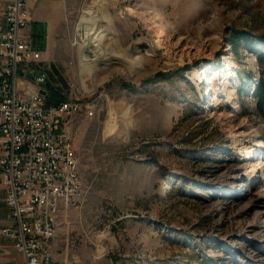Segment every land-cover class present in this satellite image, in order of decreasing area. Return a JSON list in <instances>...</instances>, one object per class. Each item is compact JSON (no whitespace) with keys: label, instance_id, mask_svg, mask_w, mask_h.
Instances as JSON below:
<instances>
[{"label":"rangeland","instance_id":"obj_1","mask_svg":"<svg viewBox=\"0 0 264 264\" xmlns=\"http://www.w3.org/2000/svg\"><path fill=\"white\" fill-rule=\"evenodd\" d=\"M70 3L52 83L55 98L73 103L60 131L77 152L84 194L60 204L54 258L264 264L259 66L249 47L231 43L234 30L248 31L264 53V0H103L113 22L103 20L102 33L141 64L100 63L95 79L79 63L77 23L89 3Z\"/></svg>","mask_w":264,"mask_h":264},{"label":"built area","instance_id":"obj_2","mask_svg":"<svg viewBox=\"0 0 264 264\" xmlns=\"http://www.w3.org/2000/svg\"><path fill=\"white\" fill-rule=\"evenodd\" d=\"M2 14L0 219L6 209L14 224L0 227V236L23 252V264H65L51 251L60 197H69L70 206L84 194L77 152L69 135L60 131L73 103L59 98L50 102L55 91L46 72L28 77L21 71V64L42 56L23 33L29 22L27 0H5Z\"/></svg>","mask_w":264,"mask_h":264},{"label":"crops","instance_id":"obj_3","mask_svg":"<svg viewBox=\"0 0 264 264\" xmlns=\"http://www.w3.org/2000/svg\"><path fill=\"white\" fill-rule=\"evenodd\" d=\"M70 0H27L28 26L23 31L34 46L42 52L41 59L30 64H21V71L30 77L44 71L48 74V86L53 88V59L66 43ZM5 0H0V21L4 24L3 10ZM4 216L0 219V227L11 226L13 221ZM24 254L16 248L14 242L0 236V264H23Z\"/></svg>","mask_w":264,"mask_h":264},{"label":"bare ground","instance_id":"obj_4","mask_svg":"<svg viewBox=\"0 0 264 264\" xmlns=\"http://www.w3.org/2000/svg\"><path fill=\"white\" fill-rule=\"evenodd\" d=\"M89 7L84 9L77 23V29H83L85 32L82 40V51L79 56V63L82 66V73L87 74L93 79L100 63H108L113 60H119L125 66L136 69L141 64L140 58H132L126 51L121 54L119 45H115L114 40L102 33L101 24L103 20L112 23V17L108 13L107 7L103 4V0H88ZM133 13V9H130ZM199 30L205 29L204 23H199ZM198 28V27H197ZM81 35V34H80ZM83 35V34H82ZM161 39V38H160ZM164 40H160L159 44H163ZM218 75L209 85L214 88L219 80ZM83 89L88 91L87 78H83ZM117 114L112 111L109 125L111 132L116 129ZM69 204V197H60V204Z\"/></svg>","mask_w":264,"mask_h":264},{"label":"trees","instance_id":"obj_5","mask_svg":"<svg viewBox=\"0 0 264 264\" xmlns=\"http://www.w3.org/2000/svg\"><path fill=\"white\" fill-rule=\"evenodd\" d=\"M261 39H264V36H262ZM231 43L235 49H237L239 45L244 44L256 54V59L259 66V79L255 85L253 97L257 101V111L264 119V53L260 52V50L256 48L252 34L248 31L234 30L231 34ZM55 96L56 93L50 102L55 100Z\"/></svg>","mask_w":264,"mask_h":264},{"label":"water","instance_id":"obj_6","mask_svg":"<svg viewBox=\"0 0 264 264\" xmlns=\"http://www.w3.org/2000/svg\"><path fill=\"white\" fill-rule=\"evenodd\" d=\"M41 94H42V95H46V91H45V90H42V91H41Z\"/></svg>","mask_w":264,"mask_h":264}]
</instances>
